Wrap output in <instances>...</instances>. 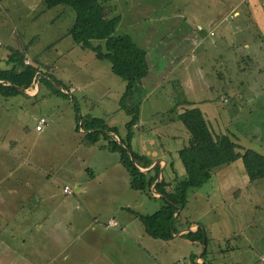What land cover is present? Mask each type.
<instances>
[{"label":"rangeland","instance_id":"obj_1","mask_svg":"<svg viewBox=\"0 0 264 264\" xmlns=\"http://www.w3.org/2000/svg\"><path fill=\"white\" fill-rule=\"evenodd\" d=\"M106 2L120 18L115 34L130 35L146 51L149 67L125 102L139 107L128 132L133 152L163 155L172 134L182 147L186 135L178 128L187 130L169 118L198 106L240 152L264 155V0ZM61 7L45 9L29 30L16 26L14 16L0 30V59L18 50L24 64L44 76L40 90L0 94V264H198V255L227 264L219 250L228 245L242 264H264V178L248 181L241 159L216 169L218 187L210 179L187 192L179 218L199 225L204 243L144 232L139 215L155 212L163 198L132 189L108 140L100 135L88 144L82 129L98 118L103 123L96 125L111 126L123 138L132 116L120 104L126 82L109 61L66 35L75 13L70 7L60 13ZM46 78L76 90L54 92ZM40 117L46 120L42 132L35 131Z\"/></svg>","mask_w":264,"mask_h":264},{"label":"trees","instance_id":"obj_2","mask_svg":"<svg viewBox=\"0 0 264 264\" xmlns=\"http://www.w3.org/2000/svg\"><path fill=\"white\" fill-rule=\"evenodd\" d=\"M43 2L46 8L57 5L71 7L75 12V19L68 30V35L82 48L93 51L97 59L109 61L111 71L126 82L120 104L132 116L126 123L127 134L121 138L125 147L105 132L113 131L117 134L116 130L106 125L95 124L96 122L103 123L98 118L89 120L86 127L82 124V129L85 130V142L88 144L96 143L100 135L108 140L107 148L119 154L120 162L129 174L130 186L133 189L143 192L150 191V187L157 179L159 166H155L150 172H141L133 165L126 150H130L139 167L148 168L153 163L152 159L133 152L130 147L129 133L137 123L139 107L133 105V108L129 109L128 105H125L126 101L133 100L137 83L148 74L146 51L139 47L128 34H115L119 16L112 14L113 8L106 0H43ZM92 40H101L102 44L94 45ZM10 60L13 63L10 68H0V81L10 83L7 85L0 83V94L3 96H12L20 92L15 86L26 89L38 74L36 67L24 64L20 53L12 52ZM42 80L43 77H41ZM54 82V84L62 85L57 80ZM47 83L54 89V92L63 94L50 80L47 79ZM169 119L181 121L189 133L186 144L178 150V157L185 174L171 183L165 181L163 177L155 183L154 189L162 194L164 203L152 214L139 215L144 232L153 238L162 240H169L173 237L172 228L174 219L177 218L174 213L178 208L183 209L186 205L188 190L199 188L208 182L216 169L241 159L249 181L264 178V155L250 148H245L240 152V145L227 132L215 131L198 106L188 107ZM166 185L170 187L168 190ZM181 236L193 243L202 244L206 241V234L201 227L195 232H187ZM203 254H205V249Z\"/></svg>","mask_w":264,"mask_h":264},{"label":"crops","instance_id":"obj_3","mask_svg":"<svg viewBox=\"0 0 264 264\" xmlns=\"http://www.w3.org/2000/svg\"><path fill=\"white\" fill-rule=\"evenodd\" d=\"M255 0H247V2H254ZM6 6H9L11 9H12V12H13V15H10V16H14V20L16 22V26L18 25L19 28H23V25L26 26V30H29L33 25L37 24V21L40 19V16L42 14V12H44L45 9H53L57 6H62L60 8V13L62 12H66V9L65 7H69V6H66V5H57L55 7H52V8H46L43 0H0V30H1V27L5 26L6 27V23L3 22V20H7L9 19V13H8V9ZM45 7V8H44ZM71 8V7H70ZM72 9V8H71ZM74 11V10H73ZM75 13V12H74ZM113 14V13H112ZM3 15H5V17H3ZM74 19H75V16H74ZM120 20V18H119ZM73 24V23H72ZM71 24V26H72ZM15 26V25H14ZM7 29V28H6ZM8 31V30H7ZM9 32V31H8ZM31 33V32H30ZM66 35H68V30H67V33ZM10 36L12 37V34H10ZM32 36L31 38L33 39L34 37V34L33 35H30ZM130 36V35H129ZM10 37V38H11ZM131 37V36H130ZM132 38V37H131ZM32 39L28 42L26 41L25 39L23 40L25 43H31L32 42ZM18 41V40H17ZM134 41V40H133ZM27 43V44H28ZM26 45V44H25ZM81 47V46H80ZM140 47V46H139ZM143 49V48H142ZM89 50V49H88ZM15 52V51H14ZM18 54V50L16 51ZM12 54V52L10 54H6L5 57L1 58L0 61L2 62L0 64V68H1V65H5L6 67H10L13 65V63L11 62L10 60V55ZM96 57V56H95ZM147 60V58H146ZM6 61V63H4ZM148 63V62H147ZM25 65H28V64H25ZM30 65V64H29ZM33 66V65H32ZM37 68V66H34ZM149 68V67H148ZM149 71V70H148ZM38 75V74H37ZM36 75V76H37ZM147 76V75H146ZM41 77H44L43 75L39 74L38 75V79L37 81L36 80V77L34 78V80L32 81L31 85L27 88L29 89H32L33 87L35 88H38L39 87V90H40V83H41ZM6 82V84L4 85H7V84H10L9 82L7 81H4ZM37 82V84H36ZM2 84V83H1ZM39 84V85H38ZM57 84V83H56ZM36 85V86H35ZM38 85V86H37ZM26 88V89H27ZM57 88L61 91V89H64V90H67L66 87H63V85H58L57 84ZM69 88V87H68ZM25 90V89H24ZM20 91V90H19ZM28 91V90H27ZM39 92V91H38ZM63 94L65 95H70L72 93H65L63 91H61ZM35 96V95H34ZM203 112V111H202ZM204 113V112H203ZM168 122H171L168 120ZM172 123H167L165 124V126L169 127ZM76 126H78V123L76 124ZM136 127V125H134ZM109 128H112L113 130H115L113 127H109ZM77 129V128H76ZM186 129V128H185ZM178 130H180L181 133H185V137L182 138V142H183V145L186 144L187 142V139L189 137V133L188 131L186 132L185 130H182L179 126ZM35 131H38L35 129ZM43 131V128L38 131V132H42ZM107 135H109L110 137H114L115 136V140H120L121 141V137L116 134V133H113V131H107L106 132ZM127 134V131L125 133V135ZM112 135V136H111ZM125 135L123 136V138L125 137ZM172 136H174V138H171ZM171 137H168V139H170V141L168 142L170 145H167V150H165L164 154L163 155H158L156 156L155 158H153V162L157 161V165L159 166V170H158V173L159 171H161V178L163 177L165 181L171 183V182H174L175 179H179V178H182L183 175L185 174V170H184V167L182 168L180 165H179V157H178V150L181 148H179V145H174L173 143V139L176 138H180L179 135H176V134H172ZM113 139V138H112ZM137 154H140L142 156L145 157L144 154H141V153H137ZM150 159V158H149ZM179 159V160H178ZM239 160V159H238ZM236 160V161H238ZM234 161V162H236ZM162 162V163H161ZM231 163V164H235V163ZM156 165V166H157ZM243 165V164H242ZM142 168V167H141ZM126 169V168H125ZM152 171V170H151ZM218 171V170H217ZM165 172V175H163ZM158 173H157V176H158ZM221 171H218L216 173V170L214 171V174L212 175V178L211 180L215 179V183L218 187V178L216 177L217 174H220ZM247 179H248V176H247ZM161 180V179H160ZM156 181V180H155ZM249 181V179H248ZM159 182V181H158ZM251 182V181H250ZM157 183V182H156ZM67 184H64L63 186H65ZM129 185H130V182H129ZM131 187V186H130ZM132 188V187H131ZM170 187L166 185V189L168 190ZM79 187L77 186L76 190H78ZM133 189V188H132ZM150 189L152 190V187H150ZM218 191H220V189L218 188ZM153 192V191H152ZM154 193V192H153ZM158 196V195H156ZM161 197V196H160ZM178 210V209H177ZM182 208H180V210H178V212L176 211L174 213V216L177 215V218L179 219V221L177 222V220L174 222L179 228H176L175 230V227H174V224H173V228H172V232L173 234H178L182 231L183 228L185 227H193V226H196L195 229H193L192 232H195L200 226L195 224L194 222L193 223H184L183 221H181V219L179 218L180 216V212H181ZM176 218V219H177ZM109 220H113V219H109ZM108 220V221H109ZM114 221V220H113ZM107 225H108V222H107ZM115 226V225H114ZM198 226V227H197ZM182 234H179V235H174L173 237H176V236H180ZM229 240L233 239L231 236L228 238ZM234 240H232V243ZM230 245L226 246L228 249H232L233 247H229ZM227 248L225 249H220L219 251H221L222 253V257H224L223 255H226L227 259H228V262L227 264H242L243 261L238 258L237 259V254H232V251H229ZM196 262L198 264H201L205 261H202V256L201 255H198L196 257ZM200 262V263H199Z\"/></svg>","mask_w":264,"mask_h":264},{"label":"water","instance_id":"obj_4","mask_svg":"<svg viewBox=\"0 0 264 264\" xmlns=\"http://www.w3.org/2000/svg\"><path fill=\"white\" fill-rule=\"evenodd\" d=\"M0 83H2V84H6V82H4V81H0ZM15 87H16L18 90H20V91H22V92H25L21 87H18V86H15ZM117 142H118L119 144H121L123 147H125V146L122 144V142H121L120 140H117ZM126 150H127L128 154H129V156H130V160H131V162L133 163V165H135V167H136L139 171H141V172H144V173L150 172V171L153 170V168L157 165V161H155V162H153V163L151 164L150 167H148V168H141V167H139V166L137 165V163H136L135 159L133 158L132 153L130 152V150H129V149H126ZM160 173H161V171H159L156 181H155L154 184L151 186V187H152V191H153L154 193L158 194L159 197L162 196V194H160V193H158V192L155 191V189H154V185H155L156 182L160 181V179H161V174H160ZM178 210H180V208H178ZM178 210H177V212H178ZM197 227H198V226H197ZM193 229H194V227H191V226H189V227H185V228H183L182 231H181L180 233H178V234H173V232H172V236H174V235H179V234H184V233H187V232H192Z\"/></svg>","mask_w":264,"mask_h":264},{"label":"built area","instance_id":"obj_5","mask_svg":"<svg viewBox=\"0 0 264 264\" xmlns=\"http://www.w3.org/2000/svg\"><path fill=\"white\" fill-rule=\"evenodd\" d=\"M75 90H76V88H74L73 86H70L67 90H62V91L65 92V93H72ZM45 123H46V120L43 117H40L37 120V123L35 125V129L40 131L43 128ZM63 192L66 193V194H71L72 190L70 189V187L68 185H65L63 187ZM115 224H116V222L113 221V220H109L108 221V225H110V226H114Z\"/></svg>","mask_w":264,"mask_h":264}]
</instances>
